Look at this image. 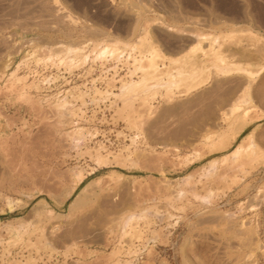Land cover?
<instances>
[{
    "label": "rangeland",
    "instance_id": "obj_1",
    "mask_svg": "<svg viewBox=\"0 0 264 264\" xmlns=\"http://www.w3.org/2000/svg\"><path fill=\"white\" fill-rule=\"evenodd\" d=\"M0 264H264V0H0Z\"/></svg>",
    "mask_w": 264,
    "mask_h": 264
},
{
    "label": "bare ground",
    "instance_id": "obj_2",
    "mask_svg": "<svg viewBox=\"0 0 264 264\" xmlns=\"http://www.w3.org/2000/svg\"><path fill=\"white\" fill-rule=\"evenodd\" d=\"M199 43V42H198ZM200 43H202L201 41H200ZM200 43H199V46H198V48L200 47L201 49H202V53H204L205 55H211V56H213V57H215V59L216 60H218L219 61V63H217V66H219V69L222 71V73L224 72V73H229V72H231V71H234V70H241L242 68H241V66L239 67V66H237V65H234V64H236L237 62H235V63H232V62H230L229 60H227V56L228 55H225V53L224 52H222V51H220L219 49H216L215 47H214V45H213V43L212 42H210L209 44H208V47H203V46H201L200 45ZM196 47V46H195ZM151 49H149V48H147V49H149L150 50V54H149V63H148V65H147V68L146 69H144L143 71H144V78H153V77H155L156 75H157V72H158V68H157V65H156V63L154 62V57L156 56L155 54H156V50L154 49V47H150ZM192 48V47H191ZM197 48V49H198ZM117 50V47L116 48H114L113 47V45L112 46H106L103 50H102V53H106V52H108V53H110V54H114L115 53V51ZM143 53V52H142ZM159 53V52H158ZM203 54V55H204ZM235 54V53H234ZM155 55V56H154ZM209 59H211V58H209ZM202 61V60H201ZM246 69V68H245ZM248 70V69H247ZM246 70V71H247ZM250 71V70H249ZM235 107H238V105L237 106H235Z\"/></svg>",
    "mask_w": 264,
    "mask_h": 264
}]
</instances>
